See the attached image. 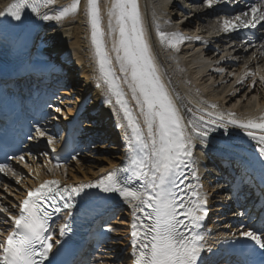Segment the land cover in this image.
<instances>
[{
  "label": "snow or ice",
  "instance_id": "snow-or-ice-1",
  "mask_svg": "<svg viewBox=\"0 0 264 264\" xmlns=\"http://www.w3.org/2000/svg\"><path fill=\"white\" fill-rule=\"evenodd\" d=\"M58 0H12L0 17L15 21L16 28H25L28 22L24 16L30 10L41 21L62 22L81 11L82 0H71L58 10L50 6ZM207 8H213L219 0H202ZM230 0H225V3ZM84 14L90 29V47L96 66L97 87L104 88L105 102L113 106L127 141L128 153L123 166L114 167L97 181L79 185L61 186L57 179L44 180L30 188L19 205H0V215L11 230L0 229V264H59V249L54 252L60 240L46 235L53 213L76 207L73 198L84 194L90 198L87 189H98L102 193L116 194L132 210L130 223V247L133 264H214L211 259L202 258L205 252V237L198 229L208 215V196L202 193L201 185L186 183L190 169L192 179L199 181L193 158V148L198 141L208 146L211 132L222 129L231 137L230 128L241 130L256 143V154L239 160L241 184L251 188L255 173L259 174L257 199H264V111L258 116L238 118L234 111H216L219 105L211 103L208 108L183 105L185 117L174 97L162 79L160 65L153 52L149 31L145 25L139 0H107L105 9L101 0H85ZM105 15L107 24L105 27ZM219 31L228 33L239 29H264V0H259L234 17H221L217 21ZM155 35L165 49L179 53L181 46L192 39L183 32L165 31L155 24ZM200 40V37H195ZM109 40L111 47H109ZM251 45V40L245 41ZM264 57V43L253 54V59ZM118 65L119 74L116 67ZM217 71L223 72V69ZM251 79L254 88L257 83L264 86V74L245 71L237 83ZM123 85L131 92V99L139 110L137 115L126 98ZM118 106V108H117ZM59 111V109H57ZM122 113V116L120 115ZM142 118V124H141ZM37 137L46 132L35 128ZM34 137L29 136V139ZM48 144H54L51 136ZM233 145L225 140L219 146L222 154H232ZM24 161L23 155L17 158ZM59 168L60 165H55ZM51 171V169L49 170ZM0 173L15 174L7 164H0ZM20 182L19 178L16 181ZM52 211H48L47 207ZM11 209H17L13 214ZM264 212V204L261 205ZM244 216V213H238ZM68 225L59 230L67 234ZM243 243H234L230 254L234 264H264V224L259 228L238 230ZM211 252V248L207 249Z\"/></svg>",
  "mask_w": 264,
  "mask_h": 264
},
{
  "label": "bare ground",
  "instance_id": "bare-ground-1",
  "mask_svg": "<svg viewBox=\"0 0 264 264\" xmlns=\"http://www.w3.org/2000/svg\"><path fill=\"white\" fill-rule=\"evenodd\" d=\"M11 2L12 0H0V11L5 10ZM70 2L71 0H58L55 5L50 7L58 10ZM139 3L145 25L151 37L153 52L160 65L162 79L169 92L174 97L181 98L177 100V104L181 107V112L186 118L188 113L183 105L194 108L199 104L201 107L208 108V105L213 103L212 98H216L215 100L219 105L216 111L227 112L231 110L237 114L238 112L242 113V115L238 114V118L258 116L259 112L257 111H260L264 106V86L257 83L252 88L250 78L243 83H237L243 72L240 70V73L231 75V70H227V58H249L248 61L243 62L242 66L247 65L248 69L254 72L259 70L261 74H264V57L253 59L256 49L264 43V40L260 39L261 37L258 38L257 43L251 45L252 48L245 52L236 51L234 53L232 49L233 55L230 56L227 54L222 55L220 52L218 55L210 50L204 52V45L201 42L195 45L193 43L184 44L181 46L180 52L175 53L159 44L155 35V24L159 23L165 31H175L173 23L180 30V26H177L178 24L174 21H180L183 18L181 16L180 20L177 19L181 12L171 11L172 9H170L169 15L172 16L173 20H169L167 23L164 22L160 13V0H139ZM106 4L107 0H101L102 9H105ZM84 7L85 0H82L81 11L62 22L41 21L30 10L26 9L24 16L28 26L25 28L14 27L16 22L10 20L7 16L0 17V27L8 30L6 36L11 53L19 52L23 55H30L35 64L39 63L46 68L60 66L63 62L72 63L68 74L61 75L64 87L60 93L61 99L53 101V104H56L57 107L52 106L49 110L52 118L45 121L48 128L46 127L47 129L43 130L40 126L46 132V136H35L31 146L23 154L25 160L11 163L10 167L15 174L7 173L1 178L3 188H0V191L4 194V199L0 197V205L15 204L18 206L26 192L30 188L38 186L44 180L57 179L61 181L62 185H79L97 181L114 167L123 166L126 163L127 141L123 130L117 126L120 119L113 111V107H104L106 99L104 88L103 86L99 88L96 86L98 73L90 47V29L86 22ZM190 15H192V12L187 13L185 16ZM106 24L107 17L105 15V27ZM208 25L210 23L206 27L209 32L212 29H209ZM197 26L198 28L202 27L200 24L194 26L187 23L183 26L182 32L190 34L192 29H197ZM193 35L207 37L205 39L209 37L196 33ZM42 36L45 37L43 40L41 39ZM206 46H212V42L207 43ZM109 47H111L110 40ZM19 48L21 50L18 51ZM219 62L220 64H217ZM213 66L224 71L215 72ZM115 67L119 74L118 65H115ZM237 69L239 68L237 67ZM60 72L63 73V71ZM216 83L219 85L214 87ZM123 87L130 106L138 115L139 110L135 107V101L131 99V92L128 90L127 85H123ZM198 90L203 91L205 95H202ZM207 97L210 99H207ZM47 115L48 113L45 112V116ZM120 115L122 116V113ZM58 116L61 119H58ZM79 120L83 122L82 127L79 129L80 140L84 141L86 146L94 140L96 144L92 149L90 146L89 149L84 148L85 151L90 150V154L83 155L85 159L76 158L64 166L56 168L51 162V150H60L62 148L61 144H64L66 139V136H63L61 140L58 139L56 132L59 131L60 127L64 129H67V125L73 127ZM229 130L232 133L231 137L225 136L222 129L213 133L245 148L246 151L244 152L239 150L241 158L256 154L255 141L250 140L241 130L234 128ZM67 133L70 132L67 131ZM48 136L53 137L54 144H48ZM110 143L112 144L111 147H109ZM196 144L200 143L198 141L195 143L193 158L196 152ZM209 148L211 146L208 145L205 149L208 150ZM95 152H110V154L98 156ZM87 159H93V161L90 162ZM50 169L51 171H49ZM195 169L200 178L199 181L191 178L190 169H185V173L189 175L191 180H195L194 184L199 183L202 186L199 189L202 193H206L208 197L215 196L216 198L213 201L216 204L213 209L215 216L209 231H216L218 236H224L239 230L242 226L251 228L244 225L246 220L237 215L241 212H232L229 215H227L228 212L223 214L224 211L230 208L226 203L227 197L221 196L222 193L219 188L213 189L210 187L208 183L210 178H208L205 169H199L198 165H195ZM18 178L19 183L16 182ZM11 211L16 214L17 209H11ZM66 216H69L67 211L60 217V223L65 221ZM115 218L112 223L104 228L105 236L100 242L102 243L101 254L105 256L103 255L102 261H94L95 264H133L134 258L130 247L131 208L127 206ZM3 219V216L0 215V229L10 230L12 225L5 224ZM110 247L114 249L111 250Z\"/></svg>",
  "mask_w": 264,
  "mask_h": 264
}]
</instances>
